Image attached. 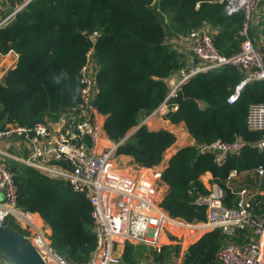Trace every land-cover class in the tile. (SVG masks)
Here are the masks:
<instances>
[{"label":"trees","instance_id":"1","mask_svg":"<svg viewBox=\"0 0 264 264\" xmlns=\"http://www.w3.org/2000/svg\"><path fill=\"white\" fill-rule=\"evenodd\" d=\"M31 0L14 18L0 27L2 54H18L15 65L0 77V126L56 120L80 100V68L85 54L93 48L98 70L95 106L105 116L103 128L110 140L118 141L153 110L167 92L165 78L186 63L169 37L191 29L208 27L217 50L231 56L240 49L244 23L242 12L230 16L218 0ZM9 7L7 11H10ZM4 10L0 8V15ZM169 20L167 22V19ZM97 32L95 39L90 35ZM243 70L227 65L191 76L180 88L177 109L168 115L170 123L183 122L196 142L215 139L231 141L236 136L252 144L264 138V130H250L245 124L249 103L264 102V81L254 79L242 87L233 103L227 102ZM175 136L166 129L138 126L116 154L141 166L158 165ZM122 156H127L124 158ZM264 148L246 146L239 156L216 165L209 153L185 145L167 160L160 177L164 190L160 205L172 216L186 220L204 219V206L193 203L208 192L215 181L225 191L231 206L234 195L226 186L230 170L244 174L251 187L264 186ZM15 171L18 203L37 212L49 225L55 249L69 261L81 264L94 247L90 202L60 178L24 165ZM205 172L210 180H201ZM242 182V183H243ZM254 207L264 212V197ZM225 241L218 230L204 233L191 244L185 261L189 264H216V252ZM143 245L125 243L123 260L136 263ZM162 246L153 260L163 261L174 250Z\"/></svg>","mask_w":264,"mask_h":264},{"label":"built area","instance_id":"2","mask_svg":"<svg viewBox=\"0 0 264 264\" xmlns=\"http://www.w3.org/2000/svg\"><path fill=\"white\" fill-rule=\"evenodd\" d=\"M29 1H16L10 11L0 6L4 10L0 15V27L7 25ZM258 1L218 0L226 15L242 12L245 21ZM156 2L158 0H152L151 4ZM97 34L93 32L90 38L94 40ZM240 34L245 36L240 49L225 56L215 47L206 27L177 33L174 41L192 58L164 79L168 88L164 98L140 119L137 126L151 125V121L158 118L167 124L166 130L175 136L174 143H178L186 128L180 123H170L168 115L177 109L181 85L197 73L227 65L243 70L244 78L226 99L229 104L236 100L248 81H264V53L248 36L247 22ZM93 52V48L86 52L79 71L80 100L76 106L66 109L56 120L45 119L31 126L17 123L0 126V228L21 232L46 264H75L52 245L50 227L40 215L19 205L15 171L8 164L17 163L51 178L63 179L73 191L83 194L90 202L95 244L81 264H132L123 261V248L127 242L142 244L156 252H160L162 246L172 244L176 248L168 259L152 264H189L185 261L189 246L213 230L225 236L216 252V264H264V212L254 210L260 203L259 197H264V186L238 183L241 174L232 169L226 178V186L234 195L231 206L224 201L223 187L212 181L208 192L193 201L204 206V219L186 220L170 215L159 200L164 190L160 177L169 152L165 150L161 162L151 167L132 160L124 162L116 154L119 144L137 126L118 141L107 137L103 128L105 116L95 106L98 64ZM4 55L0 51V57ZM245 124L250 130H264V102L249 103ZM185 144L195 146L199 153L211 154L220 166L228 157L239 156L246 146L261 151L264 138L252 144L239 136L231 141L215 139L209 142H196L191 138ZM255 171L259 176L264 175L261 167ZM5 262L0 261V264Z\"/></svg>","mask_w":264,"mask_h":264},{"label":"crops","instance_id":"3","mask_svg":"<svg viewBox=\"0 0 264 264\" xmlns=\"http://www.w3.org/2000/svg\"><path fill=\"white\" fill-rule=\"evenodd\" d=\"M16 1L18 0H0V6H2V8L4 10L8 9L9 7H13L16 4ZM247 31H248V36H250V38L253 40L254 44L259 48V50L261 52L264 53V0H259L255 6L253 7V9L250 12V17L247 21ZM244 24V23H243ZM243 27V26H242ZM206 28L208 29V31L210 32V29L206 26ZM242 29V28H241ZM240 33V31H239ZM243 38H245L244 35H242ZM171 38L174 47L180 50V54H182L185 59L186 62L188 59L192 58L190 56V54L188 52H185L183 47L181 45H178L175 41H174V37H169ZM178 51V50H177ZM18 58V54L14 53V52H8L4 55V57H0V77L11 67H13L17 61ZM181 125L184 126L183 122H180ZM147 127L149 129H153V130H157V129H163L164 127H162L160 125V120L158 119H154L152 120L151 125H147ZM185 127V126H184ZM167 128V127H166ZM165 128V129H166ZM186 134L189 136V138L191 139L192 137L190 136V134L187 132L186 130ZM186 139V138H184ZM178 147H176L177 145H179ZM186 144H182L180 141H178V143H173L167 150V152H169V156H171L173 153H175L179 148L185 146ZM124 158H127V156H122ZM121 159V156H120ZM169 159V158H168ZM211 177V173L210 172H205L202 176H201V180H205V179H209ZM0 261L5 262L4 257L0 254ZM5 264H10L8 262H5Z\"/></svg>","mask_w":264,"mask_h":264},{"label":"water","instance_id":"4","mask_svg":"<svg viewBox=\"0 0 264 264\" xmlns=\"http://www.w3.org/2000/svg\"><path fill=\"white\" fill-rule=\"evenodd\" d=\"M0 254L11 264H46L30 241L11 228H0Z\"/></svg>","mask_w":264,"mask_h":264},{"label":"rangeland","instance_id":"5","mask_svg":"<svg viewBox=\"0 0 264 264\" xmlns=\"http://www.w3.org/2000/svg\"><path fill=\"white\" fill-rule=\"evenodd\" d=\"M167 19V22H168V20H169V17L168 18H166ZM170 42L172 41L171 40V38H169L168 39ZM177 50H178V52L180 53V50L177 48ZM105 119V118H104ZM158 119V118H157ZM151 123H152V121H151ZM160 125L162 126V127H164L163 129H165L166 127H167V124L166 123H164L163 121H161L160 120ZM162 129V128H161ZM167 129V128H166ZM181 130H182V132H185L184 131V129H182V128H180ZM129 133V132H128ZM127 133V134H128ZM184 138H186V139H184ZM179 139H181L180 140V142L183 144H185L187 141H188V139H190L189 138V136L186 134V133H181V136H180V138ZM178 146H180V144L179 145H177L176 147H178ZM171 151V150H170ZM169 151V152H170ZM9 165H20V164H17V163H8ZM244 174H241L240 176H239V182L238 183H241L242 184V182H243V179H244ZM244 183V182H243ZM134 245H140V244H134ZM142 245V244H141ZM166 246H169V247H171V249H172V244H166ZM143 247H144V249H139L138 248V252H140V253H138L137 255H136V258H135V260H136V263H141V264H152V263H154V260H153V256H154V251L152 250V249H149V248H146L144 245H143ZM171 252H172V250H170ZM171 252H168L165 256H164V260H166V259H168V257L170 256V254H171ZM124 261V260H123ZM121 264V263H120Z\"/></svg>","mask_w":264,"mask_h":264}]
</instances>
